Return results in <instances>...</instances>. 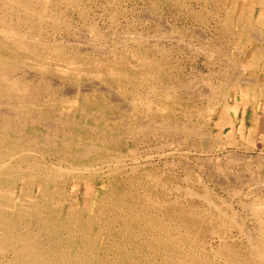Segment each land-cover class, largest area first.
Returning a JSON list of instances; mask_svg holds the SVG:
<instances>
[{"label": "rangeland", "instance_id": "rangeland-1", "mask_svg": "<svg viewBox=\"0 0 264 264\" xmlns=\"http://www.w3.org/2000/svg\"><path fill=\"white\" fill-rule=\"evenodd\" d=\"M38 1L34 0V3H38ZM52 2L50 0L47 1L44 9L46 8L45 10H48L47 13H54L57 21L49 20L45 15H39V12L38 15L36 14L32 19V21L34 19L36 20V23L34 22L36 25L41 23L39 27L46 29H44L45 31L43 32V29L38 27L39 24L34 29L29 27V21H25L26 18L31 17L30 14H27L28 12L21 8H17L19 10L15 11H8L4 7V4H2L3 0L0 1V18L4 17L7 22L9 21L14 25L18 23L14 26L15 29H13L22 35L24 33L23 37H25L26 41H34L39 38L40 41L52 42H49L52 47L61 46L64 55L75 56L77 53L75 57L73 56L74 63H72L76 64L77 67L75 66L74 68V65H70L72 66L71 75L65 76L60 74V72L55 69L57 68L54 66L55 63L51 60V67L48 66V68H51L50 71H48V68L43 69L42 71L43 74L45 73V76L39 79L40 82L38 80L35 82L33 81L34 79H31L29 85L31 83L33 88L36 87L35 83H37V85L41 84V87H38V91L32 89L34 92L33 95L39 103L42 101L43 103L46 102L43 108L48 111H56L60 104L58 99L56 100L50 96L53 93L58 96L63 91H68L67 93L71 99L73 98L75 101L78 100L80 102L79 104L78 102L77 104L75 102L72 103V105L76 104V107L71 106V108L78 109L77 114L79 115L77 116L79 121L82 122V126L66 127L65 131H60L64 128L58 126L53 128V132H46V129L36 127L32 133L42 132L50 135L53 133L54 135H60L68 139L71 138V141H68L70 144L69 148L77 152L83 150V145L101 144L103 147L109 149V152L113 151L110 154H123L124 159L122 163H110L111 168H122L118 171L120 173L117 172L118 175L115 171L108 172L104 170L102 175L104 176L103 178L95 177L91 179L90 185L83 186L76 192L68 188L62 197L60 194L52 192V194L46 193V198L50 200L52 197L50 201L59 203L65 208L73 203L82 221L84 222L89 218L90 220L88 223L93 225L92 218L95 216L96 212L99 209L106 210L112 203L115 204L124 190L130 191L132 189L130 192L140 193L141 195L147 194L151 196L155 194L154 192H156L155 190L157 189L152 186L148 179V174L151 170L153 171L152 174H174L172 180L166 184V191L170 193L171 197L178 198L180 203L184 204V208H189L190 205H197L199 209H205L208 206L205 199H208L209 201L215 202L228 213L231 212L230 206L234 207L238 210V219L245 218L247 213L243 212L242 214L239 208L240 200L243 199L242 201L246 203H252L255 201L254 197L264 198V187H262L263 191H257V189H255V187L258 186L256 184L258 181V184L260 181L264 183V160L261 159V156L264 157V15L262 17V23H258L254 19L247 27V32L236 36L239 30L238 27H236V25H227L225 18L229 13V15L238 22H243V17L251 13L249 3H244V0H52ZM47 7L49 8L47 9ZM261 11V8L255 6L252 15L256 18L260 15ZM10 13L12 14L10 15ZM26 15L28 17H26ZM17 16L20 17L19 20ZM9 17H11V19L13 18V21L9 20ZM37 19H39V21H37ZM46 20H48V22ZM19 24H21V27ZM37 27L42 32H40ZM25 29H27L28 32ZM36 29L37 31L35 32L34 30ZM31 30L35 35L31 33ZM38 31L42 34L38 33ZM89 33L90 36L92 34V36H95V41L98 46L97 50L93 51V53L92 51L78 52L81 49L76 48L78 45L80 47L79 40L82 41L84 37L87 35L89 36ZM28 34H30L32 38ZM58 36L62 41L56 40ZM136 37L138 39H136ZM69 38L73 40L71 41ZM257 38L261 40H257ZM74 40L78 45L73 42ZM66 41H68V43ZM69 41L72 42V44ZM64 42L67 43V46ZM123 42H125V46L121 45ZM59 43H64L63 47ZM236 43H238V45ZM106 48L110 52L107 51ZM98 49L101 50L98 52ZM102 49L105 51L103 52ZM225 61H227V64ZM236 63L238 65H236ZM243 64L244 66L247 65L246 67L242 66L245 71L243 68L241 69V65ZM79 66H81L80 69H78ZM239 67L244 71H241L240 76L238 75L240 73ZM53 69H55V71ZM75 70L78 72L75 73ZM225 73H227V75H225ZM46 75H48V78ZM51 75H53L52 78L54 77L55 80L50 77ZM75 76L76 79L74 78ZM242 76L246 77V79H242ZM253 76L255 77L253 78ZM233 77L237 78L234 79ZM80 78L82 79L79 80ZM52 80L54 82H63L53 83ZM117 81L124 82L126 88L125 93L117 84ZM245 81H248L249 84H242ZM79 82V87H76ZM85 84L86 86L84 87ZM95 84H97V88L101 87L99 89L95 87V89L93 88ZM44 85L48 87V90ZM72 85L74 88H72ZM62 87L64 89L63 91H61ZM82 87H84L83 92H81ZM88 87L89 89H87ZM119 88L120 91H118ZM212 88H214V90ZM74 89H77L78 92ZM96 90L98 92H96ZM212 90L215 91V95L212 94ZM107 91L109 93H107ZM129 91H133L140 95L136 101L133 100L131 95H128L127 92ZM116 93L119 95L117 96ZM150 95H152V97ZM109 96H111L112 99L109 98ZM45 99L47 100L45 101ZM147 99L154 102L153 110L156 111L155 113L147 115L142 114V112L139 111L140 108L134 109L135 107L143 108L145 100ZM111 101H113V103H109ZM129 103L132 106L131 109H129ZM223 103L229 106L225 109ZM112 104L115 105L113 108H111L113 106ZM124 105H128V107ZM80 106H82V108ZM119 107H122V111ZM111 109L115 112L110 113ZM81 110H83V112ZM134 110L136 111L134 112ZM223 110L227 113V121L230 119L232 120L231 123L222 122L221 114ZM89 111L90 114L87 115ZM93 113L97 116L99 114V116L95 118V116H92L94 115ZM112 116L115 119H113ZM104 117L107 120L110 118L108 121H111L112 127L114 128L113 131L103 130L101 120H104ZM139 117L142 120H139ZM150 119H154L157 122L167 120L171 125L176 123L175 125L181 128L196 130L195 133L199 132V134L191 135L193 136H190L191 138L183 132L181 135L178 133L177 135L176 133H169L162 136L163 132H153L156 125L151 127L153 133L150 130L146 132L148 135L144 132L146 130H142L136 133V135L128 132L131 127L141 126L139 125L140 121L141 124L148 123ZM99 121H101V123ZM124 122L125 124L127 123V126H124ZM195 126L197 129H195ZM81 132L83 135H80ZM187 132L189 133L188 130ZM125 133H129V137L125 135ZM105 134H107L106 136L108 137H106ZM116 136L118 138H116ZM72 139L74 141H72ZM107 140L108 143L106 142ZM102 141L106 143H101ZM166 143L171 144V147ZM179 144L180 146H178ZM153 146L156 147L154 148ZM128 149L135 150L138 155L141 156V162L144 163L141 172L133 173L132 170L130 171L132 166L130 168L129 165H131L133 161L131 151L129 152ZM48 150V148L44 147L42 151H39L40 153H35L39 159L46 156L44 160L48 158H50V160H57V157L52 155ZM146 155H148L149 159L153 162L152 165L147 164V160L144 159ZM92 156L91 158H94L96 155L93 154ZM86 158H84L85 161L90 157ZM67 163L69 164L70 162L67 161ZM123 163L127 166L122 167L121 165ZM104 173L106 174L104 175ZM255 180H257V182H254ZM101 181H104V184ZM23 184H26V187L29 185L28 182L23 181H20L17 185L20 187L23 186ZM177 184L180 185V189H177V186H175ZM23 187H25V185ZM183 188L185 189L183 190ZM188 188H191L194 193L196 192V196L186 197L185 192H188ZM158 190L160 192V189ZM31 191V194L35 196L36 193L40 195L41 188H39L38 185H32ZM246 194L249 196L246 197ZM200 195L204 196V198H202V196L199 197ZM107 197L110 198L107 199ZM218 198L221 199V201ZM90 207H92V210H90ZM84 209L88 210L85 211ZM105 217L111 218L113 215L112 213H107ZM162 218L166 223H173L175 221L172 215H165ZM229 225L230 223H228V226ZM210 227L211 225L207 223L204 226L207 232L211 230ZM233 231L237 233L235 229H233ZM198 240L204 242L207 255L211 257L212 247L209 245L210 243L208 244L210 238L202 234ZM231 240L230 243L233 249L240 252L243 256L246 243H244L240 234L238 233ZM99 244L100 242L95 244L96 248L100 247ZM133 244L137 245L138 240ZM217 244V242L214 243V245ZM198 246L199 245L196 247V245H194L190 250H199L201 246ZM137 248L140 247L137 246ZM142 249H140V251H142ZM187 249L189 248L187 247ZM101 255H103V252ZM187 258L191 260L190 257L186 256V259ZM161 260L162 258H159L157 261ZM138 264L144 263L140 261Z\"/></svg>", "mask_w": 264, "mask_h": 264}, {"label": "bare ground", "instance_id": "bare-ground-1", "mask_svg": "<svg viewBox=\"0 0 264 264\" xmlns=\"http://www.w3.org/2000/svg\"><path fill=\"white\" fill-rule=\"evenodd\" d=\"M36 1H38V0H36ZM47 1H49V0H40V1H38V3H34V0H3L2 4H4V7L8 11H15V10H19L17 8H21V9L25 10L26 12H28L27 14H30L32 18L31 17L26 18L25 21H29V23H30V24H28L29 27L34 29V28H36V26L39 23L36 25L35 24L36 20L34 19L32 21V19L36 14L38 15V12H39V15H45L49 20H52V21L56 20V16L54 13H52V12L47 13L48 10L46 11L45 10L46 8L44 9V6H46ZM50 1L52 2V0H50ZM244 3H249L251 13L250 14L248 13V14H246L245 17H243V19H244L243 22H238L235 18H232L229 15V13L227 14V16L225 18L227 25H236V27H238L239 30L237 31L236 36H239L240 34L247 32V27L249 26V24L251 23L252 20L255 19L258 23L263 22L262 17L264 15V0H244ZM255 6H258L262 10L260 15L256 18L252 15V11H254ZM64 7H66V6H64ZM48 8L49 7H47V9ZM51 11H53V10H51ZM54 11H55V9H54ZM63 11H64V9H63ZM11 14L12 13H10V15ZM13 16H16V15H13ZM19 16H20V14H19ZM19 16H17L18 20L20 19ZM21 16H22V14H21ZM26 17H28V16L26 15ZM9 18H10L9 20L13 21V18L12 19H11V17H9ZM15 19H17V18H15ZM37 21H39V19H37ZM46 21L48 22V20H46ZM16 24H18V23H16ZM15 25L13 23H10L9 21L7 22L4 17L0 18V264H138L140 261L143 262L144 264H264V202H263L264 198L263 197H256V198L254 197L255 201L252 203H246V202L242 201L243 199L240 200V198H239V200H240L239 208L241 209L242 214H243V212L247 213L246 217L244 215L245 218H242V219L241 218L238 219V217H239L238 210L235 209L234 207L230 206L231 212L228 213V212H226V210H223L222 207H219L215 202L209 201L208 199H205L207 202V205H208L207 208H205V209H199V207H197V205H193V206L190 205L189 208H184L183 207L184 204H181L180 200L178 198L171 197L170 193L166 191V184L172 180V178L174 177V174L173 175H171V174L158 175V174H152L153 171L150 170L149 174H148V179H149L150 183L152 184V186L155 189H157V190H155L156 192H154L155 194H152L151 196L147 195V194L141 195L140 193L130 192L132 189L130 191L124 190L122 192V195H120L121 197H119V200H117V202L115 204L107 203L110 205L107 207L106 210L99 209L96 212L95 216L93 218L91 217L93 220L92 221L93 225H90L88 223L90 220L89 218L86 219V221H84V222L82 221L81 216L77 212L76 208H74L75 206H73V203H72V205H69L65 208V207L61 206L59 203H54V202L50 201L52 197L50 198V200L47 199L46 193L52 194V192L53 193L56 192V193L60 194V196L62 197V195L65 194L66 189H68V188L70 190H72L73 192H76L80 188H82L83 186L90 185L91 179H94L95 177H99V178L104 177V176H102L104 170H106L108 172L115 171L116 174L118 175V173H120L118 171L121 170L122 168L121 169H118L117 167L111 168L110 163L111 164H112V162H113V164L122 163V161L124 159V155L121 153L110 154L113 151L109 152V149L103 147L101 144H99V145L87 144V145H83V150L81 149L82 151H79V152H77L75 150L72 151L71 148H69L70 144L68 142L71 138L68 139V138L60 136V135H56V134L54 135L53 133H52V135L42 133V132L41 133L40 132L32 133V131L36 127L46 129L47 130L46 132H53L52 131L53 128L54 127L56 128L58 126L64 128L60 131H65L66 127L82 126V122L79 121L78 116H77V115H79V114H77L78 109L73 108L77 104V102H78V104L80 102L78 100L75 101L73 98L71 99V97H69V95L67 93L68 91L67 92L63 91L64 90L63 87H62V90L61 89L60 90L63 91L64 93L62 92L60 95L57 96V95H55V93L52 92L53 94L50 96L56 100L57 99L59 100L60 104L58 105V109H56V111L55 110L54 111H48V110L43 108L46 105V102L43 103V101L42 102L40 101L41 103H39V101H37L33 95L34 92L32 91V89L34 91H38L39 90L38 87L40 88L41 84L38 83L39 85H37V83H35L36 87H33V88L31 86V83L29 85V82L31 79H34L33 81L36 82V80L39 81V79H41V78H43V76H45L44 75L45 73L43 74L42 70L45 68H48V66L51 67V65H52V64H50L51 60H53V62L55 63L54 66H56L58 68V69L57 68H55V69L58 72H60V74L65 75V76L72 74L71 73L72 66H70V65H74L73 67L75 68L76 64H72V63H74L73 62L74 61V58H73L74 55L73 56L72 55H70V56L64 55L62 50H61V46L52 47V46H50V43H52V42H50V41L44 42L43 40L40 41L39 38H38V40L32 39L34 41H31V40L26 41L25 37H23L24 33L22 35L19 32L14 31ZM19 25L21 27V24H19ZM40 25H41V23L38 25V27ZM26 28H27V26H26ZM39 28H42V27H39ZM44 29L42 30L43 32L46 30V29L45 30ZM25 30L27 31V29H25ZM34 31L36 32L37 29ZM42 31L40 30V32H42ZM65 31H67V30H65ZM40 32L38 31V33H40ZM111 32H112V30H111ZM31 33H34V32L32 31ZM40 34H42V33H40ZM28 35H30V34H28ZM34 35H35V33H34ZM92 35L90 36V33H89V36L87 35L88 37L87 36L84 37V39L82 41L79 40L80 47L75 42V40L73 41L76 43V45H78L76 48H79V49L81 48L80 51H78V52L92 51V53H93V51L97 50L98 46H97V43L95 41V36H92ZM30 37H31V35H30ZM30 37H29V39H30ZM35 37H37V36H35ZM58 38H59V36L56 38V40L60 41L61 39L60 38L58 39ZM76 38H77V36H76ZM50 39H48V40H50ZM69 39H71V38H69ZM132 39H135V38H132ZM136 39H138V38L136 37ZM258 39H260V38H257V40ZM72 40L73 39H71V41ZM239 40H241V39H239ZM66 42L68 43V41H66ZM67 43H65V45ZM70 43L72 44V42H70ZM59 44H61L63 47L62 43H59ZM71 44H70V46H71ZM236 44L238 45V43H236ZM121 45L125 46V42H123V44H121ZM105 46H100V47H105ZM100 50L101 49H98V52ZM102 51L104 52L105 50L102 49ZM107 51H109V50L107 49ZM238 52H239V50H238ZM71 54H73V53H71ZM244 54H246V53H244ZM76 55H77V53H76ZM227 61H229V60H227ZM227 61H225L226 64H227ZM244 64L241 65V69L243 68L242 66H244ZM236 65H238V64L236 63ZM246 66H244V67H246ZM232 67H233V65H232ZM74 68H73V70H74ZM80 68H81V66H79L78 69H80ZM48 69H49L48 71H50L51 68H48ZM55 69H53V70L55 71ZM241 69L239 67V70H240L239 71L240 73L238 74L239 76H240L241 71H242ZM243 70H244V68H243ZM78 71H76L75 73H77ZM244 71H242V72H244ZM80 72H82V71H80ZM52 73H53V71H52ZM46 74H47V71H46ZM83 74H84V72H83ZM225 75H227V73H225ZM52 76L53 75H51L50 77L52 78ZM76 76L74 77L75 79H76ZM46 77L48 78V75H46ZM82 77H84V76H82ZM242 77H243L242 79H244V78L246 79V77H244V76H242ZM254 77L255 76H253V78ZM61 78H63V77H61ZM235 78H237V77H235ZM52 79L55 80L54 77ZM81 79L82 78H80L79 80H81ZM230 79H232V78H230ZM252 79H250V80H252ZM58 80H59V78H58ZM60 80H62V79H60ZM244 80H242V81H244ZM224 81H223V83H224ZM254 81H255V79H254ZM52 82L56 83L57 81L54 82L52 80ZM62 82L63 81H58L57 83H62ZM228 82H230V81H228ZM86 84L84 85V87L86 86ZM117 84L120 86V88L122 90H124V93H125L126 88H125L124 82L117 81ZM242 84L247 85V84H249V82L245 81ZM79 85H80V82H79L78 86H76V87H79ZM96 85L97 84H95V86L93 88H95ZM114 85H115V83H114ZM139 85H141V84H139ZM45 87H47V86H45ZM84 87H82V91L79 90L78 88L77 89L79 91L83 92ZM72 88H74L73 85H72ZM99 88H97V89H99ZM120 88L118 91H120ZM77 89L76 90L74 89V90L77 91ZM87 89H89V87ZM102 89H103V87H102ZM163 89H166V88H163ZM212 89L214 90V88H212ZM47 90H48V87H47ZM106 90L110 91L109 89H106ZM207 90H208V88H207ZM103 91H104V89H103ZM108 91H107V93H109ZM96 92H98V91L96 90ZM201 92H202V90H201ZM70 93H71V91H70ZM127 93H128V95H131L133 97L134 101H136L138 99V97L140 96L138 93H135L133 91H129ZM88 94H92V93H88ZM212 94L215 95V91H213ZM116 95H117V93H116ZM150 96L152 97V95H150ZM109 98H111V96H109ZM224 98H222V99H224ZM94 99H95V97H94ZM46 100L47 99H45V101ZM216 100H217V98H216ZM246 101H248V100H246ZM260 101H261V99H260ZM74 102L76 104L72 105V103H74ZM109 103H113V101H111ZM153 104H154V102L152 100L147 99V100H145V104H144L143 108L134 106L135 107L134 109L140 108L139 111L142 112V114L148 115V114L156 112L153 110ZM71 106H73L72 107L73 109L71 108ZM114 106L115 105H113L111 108H113ZM124 106H126V105H124ZM223 106H225V109H226L227 106H229V105L226 103H223ZM80 107L82 108V106H80ZM116 107H117V105H116ZM126 107H128V105ZM131 107L132 106L130 104L129 109H131ZM115 110H116V108H115ZM81 111L83 112V110H81ZM121 111H122V109H121ZM135 111L136 110H134V112ZM111 112H115V111H113L111 109L110 113ZM130 112H132V111H130ZM89 114H90V111L87 115H89ZM92 116H95V118H96L97 115L94 114ZM98 116H99V114H98ZM108 117H110V116H108ZM112 118L115 119L113 116H112ZM117 118H116V120H117ZM101 119H103V118H101ZM227 119H228L227 113L225 110H223V112L221 114V120L223 123L224 122H229V123L232 122L231 119L228 121H227ZM108 120L106 118L104 120H101L103 130L104 131H113L114 128L112 127L111 121H108ZM139 120H142V119L140 118ZM101 121H99V122L101 123ZM126 124L124 122V126H127ZM175 124L176 123H174V125H171L167 120L157 122L154 119H152V120L150 119V122H148V123H142L141 124V121H140L139 125H141V126L131 127V128H129L128 132L136 135V133H138L142 130L143 131L146 130L144 132H145V134L148 135V133H146V132H148V130L151 131L152 130L151 127L156 125L155 128L153 129V132H155V133L156 132L159 133V131L163 132L162 136H164V134H169V133L170 134L176 133V135L178 133L179 135H181L182 132L185 133V135H189V137L191 135H198L199 134V132L195 133L196 130L181 128L180 126L175 125ZM87 127H89V126H87ZM116 129H119V128H116ZM123 129H124V127H123ZM195 129H197L196 126H195ZM187 130L189 131V133L187 132ZM56 131H57V129H56ZM56 131H55V133H56ZM29 132H30V134H29ZM63 133H65V132H63ZM126 133H125V135L129 134V133L128 134H126ZM81 134H82V132L80 133V135ZM93 134H94V132H93ZM102 134H103V132H102ZM106 135L107 134H105V136ZM114 135H115V133H114ZM125 135H123V136H125ZM77 137H79V136H77ZM106 137H108V136H106ZM128 137H129V135H128ZM171 137H172V135H171ZM185 137H187V136H185ZM191 137H193V136H191ZM116 138H118V137L116 136ZM112 139H110V140H112ZM181 140H182V138H181ZM72 141H74V140L72 139ZM75 141H76V139H75ZM183 141H184V139H183ZM106 142L108 143V140ZM106 142L102 141L101 143H106ZM119 144H118V146H119ZM166 144H169V143H166ZM171 144H169L170 145L169 147H171ZM178 146H180V144ZM44 147L48 148L49 149L48 151L52 155L57 157V160H50V158H48L49 160L48 159L44 160V158L46 157V156L43 157L44 155L41 156V157H43L42 159H39L37 157L36 153L39 151H42L44 149ZM161 147H163V146H161ZM158 150H160V149H158ZM128 151L129 152L131 151L132 161H133V163H132L133 165L132 164L129 165L130 168L132 166V169H130V171L132 170L133 173L141 172V169L143 170V164H144L141 162V159H142L141 156H139L135 150L133 151V150L128 149ZM93 154H95L96 156L94 158H91V157H93L92 156ZM259 155H261V154H259ZM48 156H49V154H48ZM147 156L148 155H146V158L144 157V159L147 160L146 161L147 164L152 165L153 162L149 159V156L147 159ZM83 157L84 158L90 157V158L87 161H85ZM261 159L264 160V157L261 156ZM67 161H69L70 163L68 164ZM124 164L125 163H123L122 165L121 164H119V165H121L122 167L123 166L126 167L127 165H124ZM222 169H223V167H222ZM128 173H129V170H128ZM216 173H217V171H216ZM105 174L106 173H104V175ZM117 177H120V176H117ZM112 178H113V176H112ZM114 179H116V178H114ZM20 181L28 182L29 185L26 187V184H23V186L25 185V187H23V186L19 187L17 184ZM145 181H146V178H145ZM101 182L104 184V181H101ZM120 182H121V180H120ZM254 182H257V180H255ZM258 182L256 183L258 186L255 187V189H257V191H263L262 187H264V183H261V181H260V183L258 184ZM32 185H38L39 188H41L40 195H37V193H36V196L31 194V192H32L31 186ZM132 185H133V183H132ZM124 186H126V185H124ZM175 186H177V189L178 188L180 189L179 184H177ZM138 187H140V186H138ZM204 188L207 189L206 187H204ZM249 188H251V187H249ZM115 189H117V188H115ZM126 189H128V188H126ZM158 189H160V192ZM184 189L185 188H183V190ZM190 189L189 190L186 189L188 192H185L186 193L185 196L186 197L187 196H194V195L196 196V192L194 193V191H192V189L191 190ZM238 190H240V189H238ZM197 195H199V194H197ZM202 195H200L199 197H201ZM248 196L249 195H247L246 197H248ZM108 198H110V197H107V199ZM202 198H204V196H202ZM87 200H89V199H87ZM219 200L221 201V199H219ZM62 202H64V201H62ZM225 202H226V200H225ZM69 203H70V201H69ZM96 203H98V202H96ZM105 203H106V201H105ZM227 205H228V202H227ZM87 210H85V211H87ZM90 210H92V207H90ZM107 213H112L113 217L106 218L105 215ZM165 215H172L174 217L175 221L173 223L164 222L162 217H164ZM242 217H243V215H242ZM206 223L211 225V227H210L211 230L210 231L208 230V232L204 228ZM228 223H230L229 226H228ZM233 229H235V231L237 233H235L233 231ZM238 233L240 234V237H242V239L244 240V243H246V249L244 250L245 253L243 256L241 255L240 252L235 251L233 249L231 243H230L232 241L231 239L234 238V236H236ZM202 234H204V236L210 238V241H208L209 239L207 241H208V244L210 243L209 245H211V247H212L211 248V252H212L211 257H209L207 255V250H206V247L204 246V242L198 240ZM137 240H138V244L134 245L133 243L137 242ZM98 242H100V244H99L100 247L96 248L95 244L96 243L98 244ZM215 242H217L218 244L214 245ZM194 245H196V247H197V245H199L201 247L199 250L193 249L191 251L190 248H193ZM137 246L140 248H137ZM187 247L189 249H187ZM142 248H144V249H142ZM208 248H210V247H208ZM140 249H142V251H140ZM102 252H103V255H101ZM185 255L190 257L191 260H189V258L186 259ZM159 258H162V260L157 261Z\"/></svg>", "mask_w": 264, "mask_h": 264}]
</instances>
